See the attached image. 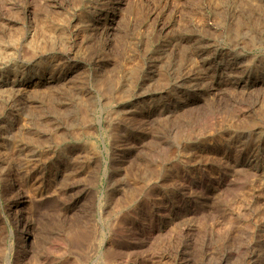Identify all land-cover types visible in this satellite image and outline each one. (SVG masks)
Segmentation results:
<instances>
[{"label":"rangeland","instance_id":"1","mask_svg":"<svg viewBox=\"0 0 264 264\" xmlns=\"http://www.w3.org/2000/svg\"><path fill=\"white\" fill-rule=\"evenodd\" d=\"M36 263L264 264V0H0V264Z\"/></svg>","mask_w":264,"mask_h":264},{"label":"bare ground","instance_id":"2","mask_svg":"<svg viewBox=\"0 0 264 264\" xmlns=\"http://www.w3.org/2000/svg\"><path fill=\"white\" fill-rule=\"evenodd\" d=\"M134 194V193H133ZM19 227H18V232L20 233V234H22V236H23V244H22V246H21V252L24 254V253H26L25 252V245H27V242H28V236L26 235V233H25V222H24V220L23 219H21V221H19ZM73 232V231H72ZM27 248V247H26ZM21 253V254H22ZM34 259V258H33ZM35 260V259H34ZM36 261V260H35ZM37 261H39V259L37 260ZM37 264V263H36ZM75 264V263H74Z\"/></svg>","mask_w":264,"mask_h":264}]
</instances>
